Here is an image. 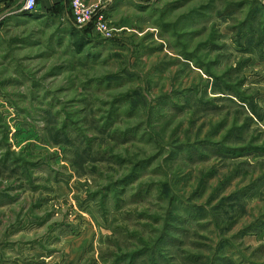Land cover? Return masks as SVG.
<instances>
[{"label":"rangeland","instance_id":"1","mask_svg":"<svg viewBox=\"0 0 264 264\" xmlns=\"http://www.w3.org/2000/svg\"><path fill=\"white\" fill-rule=\"evenodd\" d=\"M115 1L0 0V264H264V0Z\"/></svg>","mask_w":264,"mask_h":264},{"label":"built area","instance_id":"2","mask_svg":"<svg viewBox=\"0 0 264 264\" xmlns=\"http://www.w3.org/2000/svg\"><path fill=\"white\" fill-rule=\"evenodd\" d=\"M107 3L97 0L89 4L86 0H69L70 13L74 24L79 28L93 26L100 36L109 40L113 37V29L106 13ZM37 8V0H25L23 12L33 13Z\"/></svg>","mask_w":264,"mask_h":264},{"label":"crops","instance_id":"3","mask_svg":"<svg viewBox=\"0 0 264 264\" xmlns=\"http://www.w3.org/2000/svg\"><path fill=\"white\" fill-rule=\"evenodd\" d=\"M97 0H86L87 3L92 4ZM106 5V13L112 16L117 12V5L115 0H104ZM116 6V7H115ZM32 14L41 17H59V15H70L69 0H37V8Z\"/></svg>","mask_w":264,"mask_h":264},{"label":"trees","instance_id":"4","mask_svg":"<svg viewBox=\"0 0 264 264\" xmlns=\"http://www.w3.org/2000/svg\"><path fill=\"white\" fill-rule=\"evenodd\" d=\"M23 17H32V16L30 14H24ZM71 19H73V18H71ZM69 26L70 27H69L68 31H69L70 37L73 40V44L77 47V51L82 52L83 51V48L85 46H87V39H86V37H85V35H84L83 32L86 31L87 29H90L91 27L90 26H87V27H84V28H79L74 23L73 24H70ZM133 177H134V175H129V176L125 177L123 179V183L122 184H125L126 182H129ZM143 255H144V253H142V252L137 253V258L136 259L141 258ZM158 257L161 260H165V258L162 257V256L161 257L158 256ZM155 259H157V258H155ZM126 260L131 261L132 260V257L131 256L130 257H127Z\"/></svg>","mask_w":264,"mask_h":264}]
</instances>
